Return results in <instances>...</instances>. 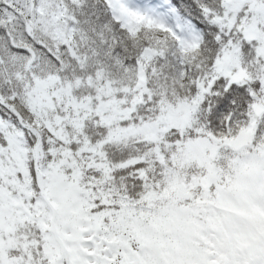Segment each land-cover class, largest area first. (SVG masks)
I'll return each instance as SVG.
<instances>
[{
    "label": "snow or ice",
    "instance_id": "snow-or-ice-1",
    "mask_svg": "<svg viewBox=\"0 0 264 264\" xmlns=\"http://www.w3.org/2000/svg\"><path fill=\"white\" fill-rule=\"evenodd\" d=\"M0 264H264V0H0Z\"/></svg>",
    "mask_w": 264,
    "mask_h": 264
}]
</instances>
